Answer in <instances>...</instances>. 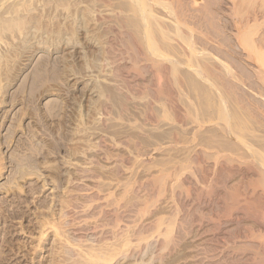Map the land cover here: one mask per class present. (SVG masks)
Listing matches in <instances>:
<instances>
[{
	"label": "rangeland",
	"instance_id": "obj_1",
	"mask_svg": "<svg viewBox=\"0 0 264 264\" xmlns=\"http://www.w3.org/2000/svg\"><path fill=\"white\" fill-rule=\"evenodd\" d=\"M125 1L0 0V264H85L82 256L91 250L104 255L101 264H261L241 251L242 242L256 241L253 237L264 231V199L255 213L245 210L253 207L248 201L255 195L245 180L247 173L239 171L238 178L233 172L230 177L235 181L243 176L248 184L241 179L237 185L247 184L254 193L246 190L251 198L242 195L245 186H236L241 189L237 191L227 174H215L214 164L199 159L186 168L193 148L205 142L192 136L194 124L182 109L174 119L185 126L175 144L165 123L170 117H162L161 110L145 115L135 100L121 110V92L115 90L121 82L133 97L144 93L154 98L160 84L150 72L135 70L127 60L134 48L125 50L121 34L115 35L118 29L108 23L115 12L131 15ZM222 2L215 8H225ZM230 2L239 10L238 17L243 15L242 22L258 10L264 12V0ZM105 11L110 14L105 16ZM257 21L250 24L259 35L264 19ZM144 63L139 60L137 65ZM180 67L186 71V66ZM189 70L187 76L192 75ZM197 80L207 107L215 109V87ZM171 108L176 110L173 104ZM210 119L203 120L202 129L208 138L219 140L216 121ZM156 123L161 125L155 128ZM261 130L257 126L254 135L261 136ZM177 171L181 184L174 195L170 185ZM161 174L169 175L161 194H156L155 185L141 186ZM224 179L235 190L232 200H245L246 208L238 204L250 217L229 201L231 191L225 195ZM94 193L104 197L96 201ZM102 201L107 205L103 210L116 208V217L101 214L97 206ZM256 212L259 215L253 216ZM147 224L151 226L144 227Z\"/></svg>",
	"mask_w": 264,
	"mask_h": 264
},
{
	"label": "bare ground",
	"instance_id": "obj_2",
	"mask_svg": "<svg viewBox=\"0 0 264 264\" xmlns=\"http://www.w3.org/2000/svg\"><path fill=\"white\" fill-rule=\"evenodd\" d=\"M217 1L220 3L222 2L220 0H126L124 3L125 5L127 4L126 7L128 6L127 8H129L131 15L128 14V16H122V13L119 14L115 12L113 16L112 14L110 15L112 16L110 17L112 18V20H110L109 17H106L107 20L111 21L108 23H112L114 25L112 26L111 24L110 27L118 29L119 31L116 32L114 30L116 34L114 32L113 33L115 35L121 34L120 36L122 37L120 38H123V42L121 43L125 45L121 46H124L125 48L127 47L125 50L128 51L130 48V51L133 50V48L134 50H136V53L134 54V50L133 52H130L131 54L125 52L130 55H127V57L129 58H131V55L133 54L132 57L134 60H132V58L131 60L129 58L127 60L133 63L134 68H136L135 70L150 72L151 77L158 79L161 84H159L156 96L154 98L144 93L140 94L137 97H133L131 94H129L130 91L127 89V84L124 81L121 82V87L118 85V88L116 87L117 89L115 90L119 89L118 91L121 92V97L123 99L120 103L121 110H125V106L126 103L128 104V101L135 100L137 101V104L144 107L145 115L146 113H148V111H152L154 113L155 111L159 112L161 110L160 113L162 117L172 118H168L171 121L170 123H165H167L168 127L170 128V130L168 131L169 136L173 140L171 141L173 142V144L178 143L179 137L177 138V136L182 133V127L185 126L183 124L176 123L177 120L175 121L177 115L179 114L178 109H182L184 112H187L191 116L190 123L194 124H192V131L190 129L193 134L192 136L200 138L202 141L204 140L203 142H205V144L202 143L203 145L200 146V148H198L199 146L197 145L195 148H193L195 146L194 145L192 147L193 150L192 148L189 149V152H191L192 150V154L188 155V158L185 159L186 161L184 163L187 164L186 168L190 166V164L196 163V161L200 159V162L203 164H214L211 169H213V171L215 169V174L221 175L220 178L222 177V174H227V176H229V179L232 180L234 176L233 172H237V174L235 175H238L239 171H243L245 172V174L247 173V178L243 173L245 176L244 178H246L245 180L248 179L249 186L254 189V191L252 192H255L256 196L254 195V193L252 194L250 192L251 190L249 191L248 186V190L246 189L245 185H247L248 183L247 181H243V176H240V178L242 179V183L246 182L247 184L238 186L237 183L241 179H237L238 181L235 180L237 181L235 184L234 179L236 177L232 180V183L235 186V190L237 189V191H239L241 189H238V187L240 188V186H242L243 188L245 186L243 190H247L251 193V195H254V199L248 202L250 203V205L254 204L253 207L255 206L256 208L250 206L252 208L248 207V209L245 210H255L262 207L260 206V199H264V150H262V145H264V30L261 28L263 32H259L260 34L258 35V32L256 33L255 31L256 26L253 29L254 25L252 27V24L255 23L256 25V23H259L257 19L259 21H262V19L264 18H262L260 14L264 12H262L263 10H258L254 14L253 11L252 14H254L255 17L252 15L253 18H250L249 20L247 19V21L244 20V22H242L244 19H241L243 15L241 17H238L239 14L237 12L239 10L237 12L235 11L236 7L234 3H229V0H227L228 2L226 0V2L223 1L222 3L225 4V8H222V10L219 7L218 9L215 8ZM223 12H225L226 14ZM104 13L106 16V13L108 12L105 11ZM246 15L244 17H246ZM254 18H257L255 19L257 22L254 20ZM103 19L105 18L103 17ZM249 24L251 25V27H249ZM224 26L226 27V29ZM257 29H259V27H257ZM256 34L259 37L255 38ZM133 45H135L136 49ZM139 60L144 61L146 64L144 63L145 65H142L143 67L138 66L137 64ZM181 65L186 66V71L187 69H191V71H189L193 76H195V79L193 77L192 80V75L189 76L188 74L187 76L186 71L182 72V68L180 67ZM197 79H200L206 84L208 83L210 84V86L215 87L216 90L211 87L218 93L217 99L215 100V109L210 110V108L213 107L211 104L209 105H211L212 107H207V97L205 101V99H203V96H201L202 93L199 89L200 87L196 84V81H198ZM194 80L195 83L193 82ZM199 85H201V83H199ZM215 93L213 94L215 95ZM210 97H212V95H210ZM208 99L210 100V98ZM135 101L133 102L134 104ZM212 102L214 101L212 100ZM171 104L176 107V110H173L171 108ZM206 117L207 120L211 118L212 120L214 119V121H216L213 123V125L215 124V128L221 133V135L219 134V138L222 137L223 139L220 138L219 140H217V137L215 140V138L213 137V140L210 139L211 136H206V132L202 129L204 125L203 120L205 121ZM173 120L175 121V123ZM158 124L159 123H156V125H154L153 127L158 128L161 125ZM257 126L262 129L261 136L258 134V136H256V134L254 135V133L256 132H254V130L257 129ZM183 134L186 135V133ZM259 137L261 138L258 139ZM251 141H254V143L257 142L256 144L260 149H258ZM261 142L262 145L260 146ZM100 151L102 153L101 145L98 146V155H101ZM142 161L146 162L145 160ZM115 163L120 164V161L116 160ZM85 172L88 171L85 170ZM232 174L233 176L231 178L230 176ZM177 175L178 171L172 175L173 178L171 179L170 185V189L172 190V193L174 195L176 194V191L177 193H179L181 184V179ZM203 176H205V174H203ZM215 176L216 175H214V177ZM227 176L224 178L228 179ZM216 177L214 178L215 181L219 179V176L217 177V179ZM84 178H91V176L85 174ZM225 179V182H223L225 185L222 184V186L223 189H227L225 190V195H227L228 190V192L231 191L230 194L228 193L231 198V194H233L232 190L234 189L231 190L229 188H232L233 185L228 184L229 181ZM167 180L169 181V175L161 174L157 177L148 178L143 184H141V186L145 187L149 185H155L156 194H161L165 190V182ZM236 186L238 187L236 188ZM246 192L242 195H246L247 197V195L249 194L248 192ZM241 193L238 194L236 192V194H238L239 196H241ZM97 194L98 193L95 194V197L91 195L96 198H93L96 201L104 197H101L99 196V194ZM226 197L227 196H225V199ZM232 197H234L235 199V196ZM246 197L244 198L246 199ZM240 198L236 197L237 203L234 202L235 200H232L233 198L229 199V201H233L236 206L240 201V203L243 205L245 200L243 198H241L240 200ZM258 199L259 201H257ZM103 201L101 202V204L98 203L97 206L98 208H101V214L109 215L112 212L116 217V208H110L106 210H103L104 208L102 209V206L104 205H102ZM233 202L230 203L233 204ZM239 204L237 207L240 208V210H243V206L241 205V208ZM233 205H231L232 208ZM95 206L96 204L93 205V207ZM103 207H107V205ZM246 207L247 206H245V208ZM229 209H231V207H229ZM254 210L253 212L251 210V212L244 210L243 211L246 214H248V212L253 214L255 213ZM259 212H263V210L261 209ZM259 212H256V214H254L253 216L257 214L259 215ZM235 213L237 212L235 211ZM248 215L249 217L251 216L250 214ZM172 217L177 218V213L173 212ZM51 218H53V216ZM262 221V223H264V219ZM47 222H49V220ZM50 222L47 225H49V228H52L50 226H52L53 223ZM38 223L39 222L37 221V224ZM45 223L43 222V224ZM43 224L41 223V226ZM149 225L151 226V224H147V226L144 227H148ZM257 228L256 231L262 230L260 228ZM170 231L171 230L168 227L164 232V235L166 237H169L171 233ZM262 231H260L261 234L258 232V235H256L257 238H255V236L253 237L256 241L250 242L249 240V242H245L246 244L242 242L243 245L239 243L243 249L241 250L239 246L235 247V249L239 248L242 253H245L247 251L246 253H248V255H254L256 258H258L259 263L264 264V231ZM66 251L65 253L68 254V256L70 254V257L72 255L77 257V254H72V252ZM82 257V260H84L85 264L86 262L87 264H101L104 255L102 256L100 252H97L96 250L95 252L94 250H91ZM211 258L210 260H212ZM218 263L220 262L218 261Z\"/></svg>",
	"mask_w": 264,
	"mask_h": 264
}]
</instances>
